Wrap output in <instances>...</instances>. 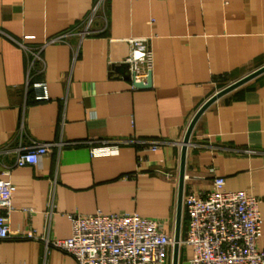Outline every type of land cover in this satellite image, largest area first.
I'll return each instance as SVG.
<instances>
[{
  "label": "crops",
  "instance_id": "obj_1",
  "mask_svg": "<svg viewBox=\"0 0 264 264\" xmlns=\"http://www.w3.org/2000/svg\"><path fill=\"white\" fill-rule=\"evenodd\" d=\"M94 4L0 0V179L17 187L0 264H76L45 241L18 236L36 229L67 238L73 213H137L164 220L173 233L191 120L223 87L264 66V0H106L105 29L45 45L84 22ZM103 27L97 17L94 28ZM130 37L150 39L148 87H132ZM43 45L32 60L26 47ZM40 82L49 99L35 98ZM35 142L51 150L38 165L16 166ZM101 145L116 152L91 153ZM217 176L227 190L264 198V73L218 98L194 127L184 195L211 189ZM259 207L264 250V199ZM191 253L182 245L179 264H190Z\"/></svg>",
  "mask_w": 264,
  "mask_h": 264
},
{
  "label": "built area",
  "instance_id": "obj_2",
  "mask_svg": "<svg viewBox=\"0 0 264 264\" xmlns=\"http://www.w3.org/2000/svg\"><path fill=\"white\" fill-rule=\"evenodd\" d=\"M106 0H95L85 19L70 31L49 39L45 45L66 42L73 35L81 40L105 29ZM97 17H102L104 27L94 28ZM129 64L132 87L145 83L153 67V51L148 37H130ZM38 48L26 47L32 60L40 58ZM38 91L37 100L49 99L45 82L33 84ZM147 150L156 151L160 141L140 140ZM52 144L33 143L16 155L15 165H38L51 150ZM117 146L101 145L91 149L92 154L116 152ZM186 176V175H185ZM225 178L217 176L211 189L184 195L183 220L186 232L181 246L191 248L190 264H264V250L258 246L263 218L260 203L264 198L252 196L243 190L231 191L225 187ZM16 185L8 179H0V239L10 238V216L14 210ZM33 214V209H23ZM72 233L67 238H48L36 229L19 233L27 239L45 241L46 248L59 249L71 255L76 264H168V255L174 244L173 233L159 218L144 217L137 213L96 212L68 215Z\"/></svg>",
  "mask_w": 264,
  "mask_h": 264
},
{
  "label": "water",
  "instance_id": "obj_3",
  "mask_svg": "<svg viewBox=\"0 0 264 264\" xmlns=\"http://www.w3.org/2000/svg\"><path fill=\"white\" fill-rule=\"evenodd\" d=\"M129 68V65H126ZM264 73V66L259 69L253 71L252 73L246 75L245 77L223 87L213 96H211L196 112L193 119L191 120L188 129L186 131L185 137L182 143V152H181V162H180V171H179V186H178V199H177V211H176V222L175 228L173 232L174 236V244L172 247V258L171 264H179L180 258V249H181V239H182V229H183V199H184V186H185V175H186V154L188 149V143L190 141V137L194 130V127L200 118V116L204 113V111L213 104L218 98L227 94L228 92L240 87L245 84L249 80L257 77L258 75ZM152 81V73L149 74L146 83H138L136 86L138 88L148 87L151 85Z\"/></svg>",
  "mask_w": 264,
  "mask_h": 264
},
{
  "label": "trees",
  "instance_id": "obj_4",
  "mask_svg": "<svg viewBox=\"0 0 264 264\" xmlns=\"http://www.w3.org/2000/svg\"><path fill=\"white\" fill-rule=\"evenodd\" d=\"M185 229H186V219L184 217V220H183V230H185Z\"/></svg>",
  "mask_w": 264,
  "mask_h": 264
}]
</instances>
